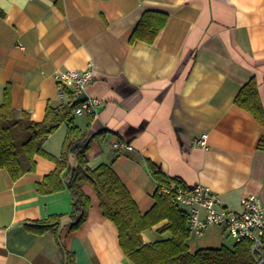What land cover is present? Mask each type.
<instances>
[{"label":"crops","instance_id":"0c3cea01","mask_svg":"<svg viewBox=\"0 0 264 264\" xmlns=\"http://www.w3.org/2000/svg\"><path fill=\"white\" fill-rule=\"evenodd\" d=\"M162 18L152 42L132 39L142 19L153 30ZM88 68L94 81L82 97L100 105L73 113L78 128L96 135L87 165H109L141 214L156 191L149 162L187 189L207 187L228 210L240 211L252 194L264 208V127L235 104L253 79L264 110V0H0V102L8 88L12 107L40 123L47 107L68 102L53 74ZM66 130L63 123L43 140L46 154L59 158ZM203 134L206 149L196 146ZM120 142L131 150L113 149ZM34 160V171L16 181L0 169V264H133L92 185L81 184L91 207L71 230L70 193L39 187L55 163ZM34 224L50 227L38 234L27 226ZM165 224L142 241L169 238L157 232ZM222 233H188V252L221 248Z\"/></svg>","mask_w":264,"mask_h":264},{"label":"trees","instance_id":"16d2710c","mask_svg":"<svg viewBox=\"0 0 264 264\" xmlns=\"http://www.w3.org/2000/svg\"><path fill=\"white\" fill-rule=\"evenodd\" d=\"M162 18L153 30L146 29L142 19L135 28L132 39L152 42L163 27ZM235 104L244 109L264 127V110L257 95V84L251 79L236 95ZM76 103H67L58 108L47 107L42 122L29 119L23 111L11 105L10 90L6 88L0 102V169L5 170L11 180L16 181L35 169V156H42L56 165L55 170L44 177L39 184L44 191H57L65 188L71 196L72 210L69 214L71 230L79 227L91 207L90 200L81 190L82 183H90L94 188L103 216L112 222L118 232V243L126 258L133 264H253L251 243L241 241L228 248L200 249L194 254L188 252L185 244L189 237L187 216L177 206L171 204L169 197L159 195L160 187L178 184L168 179L159 168L149 162L148 172L156 184L153 206L141 214L129 192L109 165L101 164L94 169L87 165L85 153L91 140L96 136L82 131L73 122ZM63 123L67 130L61 145L59 158L46 154L42 149L45 138L55 132ZM264 150V140L259 142ZM75 161L70 167V159ZM64 170L67 172L61 175ZM57 218V219H56ZM53 219L56 221L60 216ZM162 221L160 234L170 237L159 242L144 243L142 233L151 230ZM35 233L46 231L49 225H27Z\"/></svg>","mask_w":264,"mask_h":264},{"label":"built area","instance_id":"2783aa9c","mask_svg":"<svg viewBox=\"0 0 264 264\" xmlns=\"http://www.w3.org/2000/svg\"><path fill=\"white\" fill-rule=\"evenodd\" d=\"M59 99L67 98V103H76L75 115H90L99 107L100 101L82 97L86 88L94 81L93 71L68 70L53 74ZM207 135L197 140L196 146L206 149ZM115 150H131L125 142L112 145ZM159 195L169 197L171 204L177 206L187 216V230L193 236L201 237L209 227L222 228L235 241H249L253 264H264V208L255 195L240 200V211L226 209L218 195L203 185L190 189L181 184L160 187Z\"/></svg>","mask_w":264,"mask_h":264},{"label":"rangeland","instance_id":"374dc122","mask_svg":"<svg viewBox=\"0 0 264 264\" xmlns=\"http://www.w3.org/2000/svg\"><path fill=\"white\" fill-rule=\"evenodd\" d=\"M221 244L225 247H232L235 244V241L228 235V233H222L218 235Z\"/></svg>","mask_w":264,"mask_h":264}]
</instances>
